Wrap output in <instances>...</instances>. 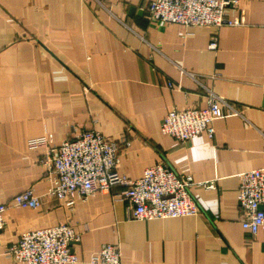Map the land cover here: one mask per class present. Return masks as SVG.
I'll return each mask as SVG.
<instances>
[{"label":"crops","instance_id":"1","mask_svg":"<svg viewBox=\"0 0 264 264\" xmlns=\"http://www.w3.org/2000/svg\"><path fill=\"white\" fill-rule=\"evenodd\" d=\"M151 0H0V204L33 188L36 209L10 207L0 264L24 232L69 222L81 263L105 244L120 264H264V229L242 227L240 174L264 166V0H239L219 30L149 20ZM210 93L225 117L180 142L162 132L173 109L206 108ZM228 107H233L232 112ZM96 130L130 144L119 171L130 178L165 164L195 182L199 215L133 220L113 192L73 207L48 194L42 163L51 150ZM46 143L31 147L32 140Z\"/></svg>","mask_w":264,"mask_h":264},{"label":"built area","instance_id":"2","mask_svg":"<svg viewBox=\"0 0 264 264\" xmlns=\"http://www.w3.org/2000/svg\"><path fill=\"white\" fill-rule=\"evenodd\" d=\"M239 0H151L146 12L150 21L163 25L181 24L186 27H209L214 32L210 48L218 47L219 30L237 26L243 20L226 17L229 8ZM206 108L173 109L162 123V132L180 142H187L203 132L213 136V123L225 117L219 100L211 93ZM236 112L233 107H228ZM32 140L31 147L46 143ZM122 138L114 140L99 131L88 130L66 140L43 158L52 184L48 194L67 207H73L76 194L88 199L99 193H112L129 204L133 220L169 219L199 215L200 207L191 195L192 186L215 188L214 182H195L191 176L178 174L171 167L159 164L147 168L142 177L133 179L119 171L120 153L129 146ZM238 202L242 227L252 235L264 229V166L240 174ZM36 209L41 199L33 188L14 196L9 203L0 204V232L5 228V214L10 207ZM80 234L69 222L38 228L21 234L8 251L21 264H79L73 250ZM120 249L105 244L89 264H120Z\"/></svg>","mask_w":264,"mask_h":264}]
</instances>
